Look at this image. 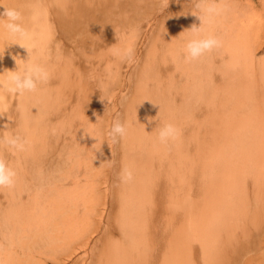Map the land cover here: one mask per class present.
<instances>
[{"label": "bare ground", "instance_id": "1", "mask_svg": "<svg viewBox=\"0 0 264 264\" xmlns=\"http://www.w3.org/2000/svg\"><path fill=\"white\" fill-rule=\"evenodd\" d=\"M259 1L255 5L252 0H215L226 10L206 23L201 35L215 36L223 46L185 62L184 49L191 38L188 29L201 24L193 15L198 14L196 0L122 2L127 19L132 10L155 15L151 20L145 14L146 23L135 19L132 23L137 31L145 24L149 31L159 25L151 37L152 52L142 54L135 45L143 34L132 29L136 38L127 44L128 36L122 30L127 25L112 34L104 31L102 18L116 6L96 0H0V12L4 7L22 12L24 26L33 33V38L24 42L31 49V60L50 73L48 83L36 92L18 95L0 89V110L5 115L0 116V135L5 130L19 131L30 141L25 152L0 148V156L17 171L15 187L0 189V264H45L42 259L48 253L60 264L56 252L70 251L71 255L75 249L87 251L92 235L101 232L100 222L94 219L101 220L97 213L102 204L96 186L92 192L78 189L82 172L87 176L97 173L94 163L115 157V150L106 148L110 123L95 122V109L100 106L90 103L92 100L81 103V84L88 86L82 80L84 68L91 62L96 87L107 100L119 98L124 109L120 122L127 132L118 145V164L137 154L142 156H137L138 160L146 161V165L141 161L130 169L140 175L138 180L134 176L131 182L122 183L119 191L123 238L115 240L112 231L103 229L99 238L103 246L97 249L98 262L93 260V264H197L192 258L196 254L207 264L204 257L222 254L228 246L223 226L239 217L243 226L250 225L249 219L254 220L264 205L260 193L264 177V57L258 55L264 51V0ZM5 22L0 19V74L17 70L14 57L29 59L27 49L10 45ZM95 26L105 33L90 41ZM121 44L134 48L132 62L126 61L127 70L133 67L128 80L127 70L120 67L113 72L109 66L114 61L109 52ZM98 49H107L112 61H89ZM122 90L126 92L119 95ZM102 100L105 105L100 101L101 105L108 109L107 100L103 96ZM168 123L181 134L175 143L164 145L158 133ZM59 171L66 173L63 180ZM146 172L152 183L143 181ZM162 174L168 180L164 181L169 191L165 200L159 182ZM68 199L85 207V221L93 217L78 236L69 232L73 215ZM175 215L178 218H173ZM147 217L151 223L143 225L141 221ZM231 241L239 264H264V254L257 253L252 244L244 247L248 242L241 243L237 237ZM198 242L199 247L195 245Z\"/></svg>", "mask_w": 264, "mask_h": 264}, {"label": "rangeland", "instance_id": "2", "mask_svg": "<svg viewBox=\"0 0 264 264\" xmlns=\"http://www.w3.org/2000/svg\"><path fill=\"white\" fill-rule=\"evenodd\" d=\"M96 1L105 2L109 6H113V7L116 6L114 11L108 10L105 13L106 16H104L102 18V21L104 23V26H103L104 31H105V29H106V31L111 30L108 33L112 34V31L119 29V28H123L125 25H127L126 27H124L122 29L123 31H126L127 35L125 34V36L129 37V38L126 37L127 41H125V42L127 44H129L128 42L133 43L134 39L136 38V34L135 35L132 34V29L137 31L133 27V23H132L135 19L140 20V21H144L146 23V21L148 19L155 17V15L150 13V12L147 14L145 13L146 17L149 16V18L147 19L146 17H144L145 14L140 15L143 12L138 11V13L135 14V13H133L134 11L132 10L131 14L128 15L131 19L130 18L127 19V11L123 7V3H122V2H125V0L119 1L120 4H109V2L112 3L111 0H96ZM154 1L156 4V0H154ZM252 1L254 2L255 5H257L260 2L259 0H252ZM155 4H154V7H155ZM141 16L144 18H142ZM104 19L107 22H104ZM153 27H152L153 29L149 28L150 29V31H149L147 29V25L145 24V25L141 26L140 30L138 29L137 32L143 34V35H139V37H141V38L137 39V43L135 45L136 49L138 50V53L141 52V54H142L146 50H148L149 52H152V48H153L152 38H154L155 32H157V29L159 30V25L155 24ZM156 27H157V29H156ZM101 28L102 27L95 26V29L89 33V40L90 41L93 39H99L101 36L104 35L105 32L101 33ZM154 29L156 31H154ZM147 32H148V34H147ZM133 33H135V32H133ZM139 37H137V38H139ZM149 40H151V42H150L151 44L149 43V46H148L147 43L149 42ZM114 43H115V41L111 42L109 44V48L111 46H113ZM119 47H121V48L125 47V44H123V46L121 44ZM126 47H127V45H126ZM109 54H112V52H109ZM109 54H108L107 49L106 50L98 49L97 51H95L92 54L89 61L98 60L99 58H102L105 63H106V60L112 61V57ZM258 55L260 57H264V51L258 52ZM116 59L118 60L119 58L118 57L115 58V56H114L113 60L115 61ZM117 60L115 61V62H117L116 64H114L115 63L114 61H113V64L110 63L112 65V66L109 65L110 69L113 70V72H115L118 68L121 67L120 69L125 72L127 70V62L122 61L120 59H119V61H117ZM121 62H122V64H121ZM114 65H116V67ZM90 66H92V62L88 64V67L84 68L85 74H84L82 80L84 82L86 80V82H88V84H87L88 86L84 87V85L81 84V86H82V88H81V103H85V105H86L90 102V100H92L90 103L93 102V104H97L100 106V107L95 109V113L97 114V117L95 118V122L99 123V121H100V123L101 122L105 123V125L110 123L109 127L107 126V128L109 129L108 133H107V137H105V140L108 142V144H106L107 145L106 148L109 147V148L114 149L115 150V157L113 159H111L110 161H109L108 157H103L99 162H97V165L94 163L93 169L99 168V171L97 173H92V175H88V176L86 174H84L83 172L81 173V175L79 174L80 175L79 186H78L79 187L78 189H80L79 192L84 191L86 193L87 189L88 190L91 189V192H92L96 186L97 193L100 195V201H102V204L98 206L99 210H98L97 216L101 217V220L98 219V217H97V219L96 218H94V219L97 223L100 222L101 232L100 233L97 232V233H94L92 235V237L90 238V241L86 247L88 249L87 251H85L84 249H77V250L75 249V251H73L74 253H72L71 255H70V251L67 252V251L63 250L60 252H56V253H60V258H61V259H59L60 264H93V262H94L93 260H95V259L97 260V254L98 255L100 254L99 253L100 251H97V249L100 250L101 249L100 246H103L102 243L104 241L99 240V238L102 235L103 229H108V230L112 231L113 232L112 237L115 240L123 238L124 234L120 231V227L123 226L121 224V215H122L123 210L120 208L121 203H120V197L118 196L119 191L122 190V187H123V184H122L123 182L120 179V175H121L122 170L125 167L129 168L130 165L133 164L129 168V169H131L133 166H135V165L137 166L138 164H140L139 162L143 161V160H138L137 156H140L141 154H137V155L131 156L134 158H131L130 156H128L127 162H124L125 160L123 161L120 159V161L121 162L123 161V162L121 164H118L119 163L118 154L120 153L119 151L121 149L118 145L121 144V139L118 138L116 141H113L110 138L109 133L111 131L113 124L117 120H119V121L121 120L122 111L124 109L120 103L119 98H117L115 100H114V98H109V100H107V96L105 97L104 94L102 95L101 88L96 87V85L98 84L97 76L92 75V70H90ZM115 68H116V70L114 71ZM132 69H133V67L131 69L128 68V70H127V74H126L127 80H128L129 74L132 71ZM124 92H126V91L122 90V92H120L119 95L124 94ZM102 96L104 97L105 100H107V104L109 106L108 109L103 108V106L105 104L102 100ZM100 101L103 102V106L101 105ZM186 149H188V148H186ZM91 156L95 157L94 155H91ZM141 157L142 156H140V158ZM129 160H131V161H129ZM93 161H95V160H93ZM128 162L129 163L132 162V163L129 164ZM145 162L143 161V164H145ZM101 163H104V165L100 166ZM124 163H127V166ZM84 164H85V160H84ZM61 171H64V170H61ZM61 171H59L58 176H60V177L62 176L61 179L63 180V176L66 175V173L65 172L63 174L61 173L62 174L61 175L60 174ZM148 174L149 173H147V172L145 173V175L143 177V181H145V182L148 181L150 183L151 181L148 180L149 179ZM133 175L137 178L136 180H138V178L140 177V175L138 173L135 174L134 171H133ZM66 181H68V180H66ZM89 181H90V183H88ZM92 181L94 182V184ZM164 181H168V180L162 174L159 178V182L162 183V185L165 189V191H164V189H161L163 194H164L161 196L164 197V200H165V197L167 196V195L165 196V192L167 191L169 193V191L167 190V187H165L166 186L165 184H167V183H165ZM263 181H264V177L260 180V183L263 185L260 193L264 198V183H263ZM91 182L93 185H91ZM74 183L75 182L70 183L71 186H69V187L72 188ZM87 183L89 184V186ZM81 186H83L82 189H81ZM68 193H69V196H68V198H69L71 196L70 190L68 191ZM86 198H88L87 194H86ZM166 199H167V197H166ZM66 201H67L68 205L70 206V210H71V213L73 215L72 220L68 224V227H70L69 232L73 236L81 235V234H83L82 232H85L87 230V228L89 227L87 224L90 223V225H91V220H93V217L88 216L89 218L85 221L84 220L85 207L80 203V201H76L74 199H72V200L68 199ZM65 207L67 208V205ZM101 208H105V209L101 210ZM183 213L185 215V212H183ZM86 216H87V214H86ZM173 218H178V217H176V215H175V216H173ZM77 219H83V220L78 222ZM249 221L251 223L250 225L243 226L241 224V218L240 217L229 220L223 226V229H222L223 235L226 237V240H228V246L226 247V249H224L222 251V254L217 255V254L211 253L210 256L204 257L203 261L206 262L207 264H239L240 259H237L234 255L235 244L233 243V241H231L235 237H237L241 241V243L244 241L248 242L247 244H244V247L246 245L252 244L255 247V249L258 250L257 253L264 254V205L255 214V219L254 220L249 219ZM141 223L143 225H146L147 223H151L150 218H148V217L144 218L141 221ZM159 232L161 233V226L160 225H159ZM199 240L201 241V238ZM252 241H255V242L251 243ZM96 242H98L97 248H95L93 251L90 252L89 249H92V246L95 245ZM258 242L261 243V246H259ZM200 244H201V242H198L195 245L197 247H199ZM107 245L109 246L110 243ZM204 245H206L205 242H204ZM227 249H228V253H227ZM245 251L246 250H244V252ZM242 252L243 251H241V254H242ZM44 255L45 256H43L42 260L45 262V264H55V261L51 257L53 255L52 253H48V254H44ZM20 257H23V256H20ZM192 258L195 260V262L197 264H203V262L201 260L202 256H199L196 254L195 256H192ZM96 260H95V262H96ZM186 263L191 264L189 262H186Z\"/></svg>", "mask_w": 264, "mask_h": 264}, {"label": "clouds", "instance_id": "3", "mask_svg": "<svg viewBox=\"0 0 264 264\" xmlns=\"http://www.w3.org/2000/svg\"><path fill=\"white\" fill-rule=\"evenodd\" d=\"M195 8L198 14L193 15L201 21V24L199 26L194 24L188 29L191 33V38L186 43L184 49L185 62L198 60L223 46L219 38L212 35L202 36L201 33L204 30V25L210 22L213 17L221 15L226 10L225 7L215 2V0H196ZM0 19L6 21L4 23V28L11 38L12 42L10 45L19 44L27 49L29 53V59L26 61L19 57H14L18 65L17 70H5L3 74L7 73L6 77L0 74V77H3L0 78V89L10 94L18 95H23L26 92H36L40 85L48 83L50 73L44 66L34 63L31 60V49L24 42L31 40L33 38V33L24 26L23 14L16 8L4 7V11L0 12ZM112 54L122 61L132 62L134 58V48L131 46L123 48L115 47L112 50ZM21 62L23 63V67H21ZM0 116H5L2 110H0ZM126 132V125L117 120L111 128L109 136L113 141H116L118 138H123ZM180 134L179 128L168 123L159 129V141L164 145L175 143L179 139ZM29 146L30 141L19 131L12 133L5 130L4 134L0 135V148L7 147L9 150L15 152H25L28 150ZM120 179L123 183L131 182L134 179L133 171L125 167L121 172ZM16 181L17 171L0 156V189H12L15 187Z\"/></svg>", "mask_w": 264, "mask_h": 264}]
</instances>
